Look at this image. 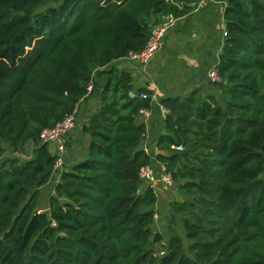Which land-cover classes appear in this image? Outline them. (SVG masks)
<instances>
[{
  "label": "trees",
  "instance_id": "obj_1",
  "mask_svg": "<svg viewBox=\"0 0 264 264\" xmlns=\"http://www.w3.org/2000/svg\"><path fill=\"white\" fill-rule=\"evenodd\" d=\"M58 1L0 0V264H264V0H227L220 95L162 101L169 114L154 157L135 120L150 94L111 65L186 10L167 0H62L37 11ZM95 97L101 107L82 127L87 154L40 210L57 158L40 132ZM153 162L183 195L172 208L188 242L184 250L167 238L160 258L157 196L139 178Z\"/></svg>",
  "mask_w": 264,
  "mask_h": 264
},
{
  "label": "crops",
  "instance_id": "obj_2",
  "mask_svg": "<svg viewBox=\"0 0 264 264\" xmlns=\"http://www.w3.org/2000/svg\"><path fill=\"white\" fill-rule=\"evenodd\" d=\"M167 1L174 3L178 10H186V13L180 17L165 16L160 24L151 26L150 31L160 25H166L167 30L160 49L150 62L141 66L135 61L123 59L111 65L119 74L126 73L131 76V84L135 91L145 89L150 94L151 114L142 123L146 133L141 142V149L151 157L157 154L156 141L165 132V119L158 110L162 101L183 99L196 90L201 91L204 96L219 97V90L209 84L207 74L218 64L226 39L223 34L226 32L224 11L227 0ZM106 79L104 76L102 79L96 78V81L104 85ZM100 107L98 97L89 98L79 105L74 128L65 136L66 153L61 173L86 156L89 137L83 134L82 127L88 117L96 113ZM49 145L51 154L57 155L56 145L54 143ZM159 165L153 162L151 167L155 171V179L146 185L153 188L157 196L158 201L154 206L155 218L159 214L160 220H166L165 201L172 196L173 189L166 188L159 181ZM60 172L55 171L49 184L40 189L38 209L46 208V200L58 182ZM158 232L162 235L161 231Z\"/></svg>",
  "mask_w": 264,
  "mask_h": 264
},
{
  "label": "built area",
  "instance_id": "obj_3",
  "mask_svg": "<svg viewBox=\"0 0 264 264\" xmlns=\"http://www.w3.org/2000/svg\"><path fill=\"white\" fill-rule=\"evenodd\" d=\"M167 30L166 25H160L154 28L145 44L143 50L138 53H129L125 59L135 61L141 66L147 65L154 55L158 52L162 45V39ZM226 37V32L223 34ZM209 84L215 86L221 83V78L218 75L217 68L214 66L207 74ZM88 91H91V86H88ZM139 98L146 99L147 95L139 94ZM158 110L165 117L169 114V111L165 109L161 104L158 106ZM151 111L149 109H142L136 116V122L144 123L150 117ZM77 117V109L70 115L66 116L62 121L55 124L52 128H46L40 132L39 138L41 143L56 145L57 158L55 163V171L62 170L64 161V155L66 153L65 136L74 128L75 120ZM176 151H182V146L174 147ZM160 178L159 181L163 186L170 189L174 187V181L171 174L167 173L163 165H159ZM139 178L147 183L155 179V171L151 166L145 167L141 170ZM155 217V216H154ZM153 256L160 258L166 254V244L160 241L152 247Z\"/></svg>",
  "mask_w": 264,
  "mask_h": 264
},
{
  "label": "rangeland",
  "instance_id": "obj_4",
  "mask_svg": "<svg viewBox=\"0 0 264 264\" xmlns=\"http://www.w3.org/2000/svg\"><path fill=\"white\" fill-rule=\"evenodd\" d=\"M62 0H59L57 3H47L45 5H42L40 8L37 9V11H43L45 10L47 7L49 6H56L57 4L61 3ZM213 96V95H212ZM216 97V96H214ZM48 148H50V145H48ZM57 171H61V170H56ZM61 174V172L59 173ZM60 177V176H59ZM145 183V182H144ZM146 185V183H145ZM172 196L170 198H167V200L165 201V206H164V211H166V220H160L159 219V214H157V218L154 217L155 220V226H152V231L153 233L161 231L162 232V236L164 237L163 242L167 243L169 237L171 236H176L179 237L182 240V244L184 247V250H187L188 248V242L185 240L184 238V232H183V223H182V216L175 213L173 211L172 205H174L175 203H180L183 201V195L180 192V189L178 188V186L172 190L171 192ZM158 201V200H157ZM168 238V239H167Z\"/></svg>",
  "mask_w": 264,
  "mask_h": 264
},
{
  "label": "water",
  "instance_id": "obj_5",
  "mask_svg": "<svg viewBox=\"0 0 264 264\" xmlns=\"http://www.w3.org/2000/svg\"><path fill=\"white\" fill-rule=\"evenodd\" d=\"M130 97H133V94H130Z\"/></svg>",
  "mask_w": 264,
  "mask_h": 264
}]
</instances>
